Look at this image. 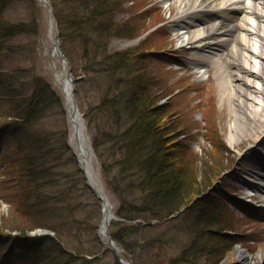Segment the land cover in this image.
Wrapping results in <instances>:
<instances>
[{"label":"rangeland","instance_id":"374dc122","mask_svg":"<svg viewBox=\"0 0 264 264\" xmlns=\"http://www.w3.org/2000/svg\"><path fill=\"white\" fill-rule=\"evenodd\" d=\"M6 1H8V11L3 17L11 19L15 24L29 27V31L17 38L9 36L1 42L3 50L0 49V60L2 66H16L13 60L22 56L24 63L20 65V69H24V71H22L21 76L29 79L31 88L40 90L47 83L56 86L55 77L60 76L63 72V64L62 60L53 53V35L51 28H49V17L45 8L40 3L36 5L32 0ZM54 1L58 10L61 38H63L62 47L77 57V40H73L70 45L65 43L66 38L72 37V30L67 21L69 23L76 22L72 12H68L67 5L70 0ZM87 2L90 5V10H93L96 5L95 1L87 0ZM107 4L110 7L113 4L115 7L112 11L108 10L107 16L102 14L103 20L106 18L105 22L111 21L110 24L115 26V30L128 33L121 35L126 37L125 39H114L109 44L108 52L110 54L123 53L125 58L122 62L124 64L129 63L132 66L137 63L141 64L140 68L144 71L142 73L153 78L145 76L147 85L151 88L155 99L159 103L162 102L160 107L168 106L169 112L166 114L169 115L170 121L165 128L174 131L170 139L171 142H176L172 148L170 163L185 165L189 168L190 183L196 189L200 188L198 192L207 183L205 187L213 185L207 191V200L198 199L197 195L199 194L196 193L194 197L196 201L190 205L191 208L180 214L179 219H176L175 222L168 223L170 226L169 236L174 239V242L170 240L171 242L166 245L165 256L157 255L154 257L155 259L148 260L144 252L135 251L134 255H130L132 260L136 264H169L171 259L179 257L184 258L182 260L185 261L180 262L181 264H237L238 260L234 251L236 248H243L256 261L255 258L260 253L264 254V212H258L261 213L260 216L258 214L247 216L245 208L238 204L240 203V194H243L244 187L248 185L245 179H241L240 176L251 180V183L259 181L257 176L252 175V173L249 174L245 170V166L241 165V158L244 153L251 145L255 146L254 138L245 136L235 145L229 143V125L233 118L230 115L229 104H233L232 102L237 100L232 99V102H229L226 96L221 95V79L215 67L212 66L208 74L199 77L192 73L194 70L188 64L192 56L191 52L177 50L174 47L176 35H174L172 28L174 23L170 20L173 17L171 15H176L178 11L175 2L163 4L161 0H111ZM155 20V26L150 28L149 26ZM155 28L157 29L154 30ZM152 30L154 31L151 32L150 37L146 36ZM135 39H139L138 42ZM136 43L138 44L134 52L137 54H127L125 49L135 46ZM4 47L6 52H3ZM158 47H164V54L174 56L176 62H181L182 66L174 67V69H179L178 74L172 69L168 71L171 62L168 57L147 55V48L157 49ZM98 53H103V51L98 48ZM255 60L261 61L264 66L262 59L257 57ZM258 65L257 63L256 66ZM125 72L124 68L123 74ZM228 77L231 78L229 73ZM231 79L232 85L238 84V81H233V77ZM250 79L253 80L254 78L250 77ZM249 84L252 85L250 86L252 90L253 87L264 88V82L258 78ZM80 91L81 98L79 101L82 105V113H87L89 134L90 137H93L96 122L101 123V125L104 124L100 119L96 121L89 119L90 106L99 103L100 97L97 93L88 91V87H84ZM30 92L32 89L25 92L26 97L30 95ZM23 93L24 91L21 92V94ZM255 95L260 99L262 98V94ZM6 109V105H3L0 114ZM60 111L57 108L45 119V129L49 133L46 132L39 137L41 142H45L48 138L46 143L51 147V152L56 154L53 164L59 166L60 169L62 168V170L57 171L59 174L51 182L52 189L45 187L42 192L51 194L59 192L58 196L62 193L59 198L69 204L77 217H84L88 224L89 214L98 211V202L92 199L89 194H82L81 187H84L82 175L78 173L76 161L74 162L71 156V149L68 146L70 135L66 133L67 126ZM37 125L39 126V124ZM260 132L261 129L258 128L257 134L259 135ZM260 145L264 146V140L260 142ZM2 151L0 145V153ZM7 155H9V159H7ZM68 159L70 163L67 162ZM92 165L112 204L114 201L116 206L121 208L123 206L121 203L131 200L123 197L115 189L116 187L122 188L125 182L124 177L119 176L116 170H111L106 175L104 172L101 173L95 156ZM214 173L216 176H213ZM120 175L122 174L120 173ZM18 177L19 169L16 166L14 148L8 152L5 149L0 160V197L4 196V199L0 201V232H25L28 226L34 227L36 218L39 220L35 222L39 223L46 221L45 219L48 217L52 218L57 215H49L48 217L45 215L44 218L39 215H32L33 213L43 215L44 212L42 207L34 202L27 183H22ZM136 194L140 195L139 192ZM257 196L260 195L257 194ZM261 196L263 197V195ZM5 200L11 204L4 202ZM258 200L260 201V199ZM202 209L211 211L214 215V224L210 225L212 227L209 228V239L206 238L208 228L204 227L208 219L205 220L203 216H198ZM25 216L26 218L23 219L22 217ZM31 216L33 222L30 220ZM63 218L65 215H62ZM194 224H197L201 231H194ZM183 227L190 228L192 233L188 230L187 234L185 230H182ZM194 238L196 240L195 246L188 250V243ZM83 243L85 248L89 247L88 242ZM201 249L203 250L201 251ZM136 256H142L146 262ZM51 257H55V255H51ZM17 262L18 259L6 258L2 264H17ZM88 264H113V260L105 256ZM260 264H264V261H260Z\"/></svg>","mask_w":264,"mask_h":264},{"label":"trees","instance_id":"16d2710c","mask_svg":"<svg viewBox=\"0 0 264 264\" xmlns=\"http://www.w3.org/2000/svg\"><path fill=\"white\" fill-rule=\"evenodd\" d=\"M93 1H95L96 5L95 9L91 11L88 7L83 5L84 3H87V1L83 3L79 2L81 5L80 12L76 8V5H74V1L69 2L67 5L68 11L70 10L77 17L79 22L73 15L76 22L69 23L67 21L68 26L71 27L72 30H80L83 27L85 32L87 31V35L92 34V32L97 33L98 31L100 35L105 36V34L108 33L109 28L104 26L103 22L101 24L98 21V18L99 16L103 18V15L107 16L109 13L108 10L112 11V8L107 4L110 0ZM6 3H8L6 0H0V39L6 37V34L16 35L18 30L9 25V20L6 18L4 19L2 16V11L4 10L3 6ZM57 11L56 7V17H58ZM81 37L83 44L81 55L88 58L91 54V50L87 46L90 44L91 38L85 35H82ZM95 43L97 44L96 40ZM21 60H23V57H21ZM83 68L85 70L86 68H89V65L86 63ZM118 69L119 68L117 67L112 68L111 73L115 74ZM17 80H19V78H17ZM18 83H21L26 88H29L30 85V83H25L21 79ZM45 98L48 100L46 103H43V99ZM134 100L136 101H133L126 109V111L132 112L131 115H133V120L135 122L133 124L134 133L125 136L124 141L126 143L119 152V161H114L113 164L109 163V166H111V169H115L119 176L124 177L125 181L128 180L126 183L132 178L140 176V182L136 185L132 183L127 184L126 187L131 191L126 194L125 198L131 199L132 201L124 204V206L121 207L120 213L125 210L131 212L125 217L129 223L136 219H142L145 223L125 225L121 230L115 232L113 237L125 247L126 252H128L129 255H134L133 253L135 251H140L144 252V255L149 260L157 257V255L165 256L166 245L170 243L171 239L174 242V239L169 236V216L185 206L188 201L192 200L196 193H199L198 191L200 188L196 189V187L190 183L191 174L189 173V168L187 166L176 165L169 161L171 153L168 151L169 148L165 142L166 136L169 133L165 128L166 124L170 121L169 115L166 114L168 112H165V109L161 107H155L150 95H147V98L136 95ZM19 101L22 110H25V114L28 116L29 122L34 116L33 113L37 110L40 111L46 106V104L52 103V101L53 103L58 104L53 93H51L47 87L43 90H38L37 88L33 89L29 103L24 96H20ZM2 107L3 106L0 104V110ZM31 124L33 125L34 123ZM104 164H106L105 160ZM107 171H109V169H107ZM120 173L122 175H120ZM215 174L216 173H214L213 176ZM207 184L201 189H206L207 187L205 186ZM138 192L140 195L136 194ZM22 218L24 219L25 217ZM154 220L157 221L154 225L150 226L149 224H146ZM193 227L194 231H201L197 224H194ZM204 227L208 228L206 238L209 239V228L212 226L205 225ZM27 228V231L31 230L30 226ZM182 230H185L187 234L188 230L192 233L191 229L188 227H183ZM65 239H63V241H65ZM195 243L196 240L194 238L193 241L188 243V250L191 249V247H194ZM49 244L54 248L57 246L54 243ZM202 250L203 249H201V251ZM56 255L58 256L62 254L58 250ZM45 257L47 256H44L43 258ZM136 257L141 258V260L144 261L142 256ZM182 259L184 258L178 257L177 259H171L172 261H170L169 264H181L180 262H185ZM75 262L76 260L69 256L68 261L64 264H76ZM84 263L87 264L86 262ZM113 263L118 264L115 261ZM41 264H53V262L43 259ZM59 264L61 263L59 262Z\"/></svg>","mask_w":264,"mask_h":264},{"label":"bare ground","instance_id":"6f19581e","mask_svg":"<svg viewBox=\"0 0 264 264\" xmlns=\"http://www.w3.org/2000/svg\"><path fill=\"white\" fill-rule=\"evenodd\" d=\"M161 1L163 4L175 2L178 6L172 28L178 33V41L191 46L197 54L192 63L194 69L201 73L202 69L215 66L221 79V95L229 102L237 100L229 104L233 117L229 125V143L235 145L245 136L254 138V143L261 141L264 138V88L253 87L252 90L249 82L256 78L264 82L263 63L255 60L258 57L264 61V0H246L241 7L236 0ZM228 73L234 82L238 81L237 85H232ZM255 94H262V98ZM258 128L262 129L259 135ZM84 156L86 160L92 159L86 149ZM251 187L260 194L264 193L262 185ZM234 253L237 264L264 261L262 253L255 258L256 261L243 248H236Z\"/></svg>","mask_w":264,"mask_h":264},{"label":"water","instance_id":"95a60500","mask_svg":"<svg viewBox=\"0 0 264 264\" xmlns=\"http://www.w3.org/2000/svg\"><path fill=\"white\" fill-rule=\"evenodd\" d=\"M68 77H69V75H68Z\"/></svg>","mask_w":264,"mask_h":264}]
</instances>
